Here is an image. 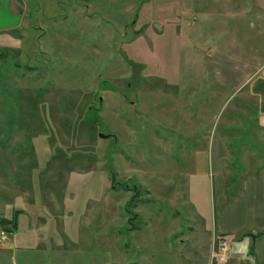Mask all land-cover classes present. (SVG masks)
<instances>
[{"label":"rangeland","instance_id":"rangeland-1","mask_svg":"<svg viewBox=\"0 0 264 264\" xmlns=\"http://www.w3.org/2000/svg\"><path fill=\"white\" fill-rule=\"evenodd\" d=\"M89 5L0 49V264H224L216 179L264 236V0Z\"/></svg>","mask_w":264,"mask_h":264},{"label":"crops","instance_id":"crops-1","mask_svg":"<svg viewBox=\"0 0 264 264\" xmlns=\"http://www.w3.org/2000/svg\"><path fill=\"white\" fill-rule=\"evenodd\" d=\"M77 1L90 6L92 0H0V46H2L0 49L16 51L24 49L23 43L26 37L21 30L24 29L26 17L32 13L31 6L39 9V13L51 14L55 13L56 8L74 5ZM259 85L262 88L261 108L264 111V80L260 81ZM221 179H216V183L220 186L217 188V201L220 205L215 212L214 230L216 235H224L234 240L224 264H259V262L263 264L264 236L261 237L262 239L255 236L259 225L258 178L251 175L245 178L242 191L235 196V200L227 194V191L230 190L231 193L233 189L231 179L227 188L223 183L224 180ZM223 198L229 202L226 203V208L221 205ZM246 232L255 234L252 237H242Z\"/></svg>","mask_w":264,"mask_h":264},{"label":"built area","instance_id":"built-area-1","mask_svg":"<svg viewBox=\"0 0 264 264\" xmlns=\"http://www.w3.org/2000/svg\"><path fill=\"white\" fill-rule=\"evenodd\" d=\"M7 236H8V233H6L5 231L1 232L2 239H5ZM220 239L222 240L220 241V244L217 248L216 257L219 262L224 263V261L227 258L226 256L229 253L230 246H229L228 240L225 237H221Z\"/></svg>","mask_w":264,"mask_h":264},{"label":"trees","instance_id":"trees-1","mask_svg":"<svg viewBox=\"0 0 264 264\" xmlns=\"http://www.w3.org/2000/svg\"><path fill=\"white\" fill-rule=\"evenodd\" d=\"M1 221L4 222V223H8L9 222V220H6V219H3V220L1 219ZM246 233H249V232H246Z\"/></svg>","mask_w":264,"mask_h":264},{"label":"water","instance_id":"water-1","mask_svg":"<svg viewBox=\"0 0 264 264\" xmlns=\"http://www.w3.org/2000/svg\"><path fill=\"white\" fill-rule=\"evenodd\" d=\"M115 175L113 174V177H114Z\"/></svg>","mask_w":264,"mask_h":264}]
</instances>
